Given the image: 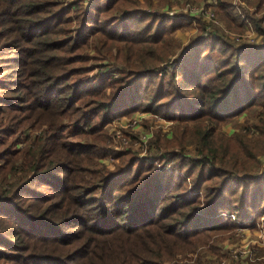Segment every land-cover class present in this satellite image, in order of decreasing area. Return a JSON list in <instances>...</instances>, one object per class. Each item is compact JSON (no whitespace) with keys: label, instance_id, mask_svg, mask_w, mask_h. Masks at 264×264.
<instances>
[{"label":"trees","instance_id":"16d2710c","mask_svg":"<svg viewBox=\"0 0 264 264\" xmlns=\"http://www.w3.org/2000/svg\"><path fill=\"white\" fill-rule=\"evenodd\" d=\"M242 1L258 41L210 26L217 68L192 55L197 37L188 75L174 80L154 74L177 55V27L163 17L155 34L148 22L122 24L149 15L141 9L160 5L152 0H0V261L190 264L186 254L222 241L234 218L264 213V0ZM214 15L244 29L225 0ZM126 99L173 121L146 139L143 158L106 144L112 115L134 111ZM241 117L232 133L222 130ZM108 158L122 167L111 170ZM208 248L225 264L221 248Z\"/></svg>","mask_w":264,"mask_h":264},{"label":"rangeland","instance_id":"374dc122","mask_svg":"<svg viewBox=\"0 0 264 264\" xmlns=\"http://www.w3.org/2000/svg\"><path fill=\"white\" fill-rule=\"evenodd\" d=\"M86 1L88 5H94V2H97V0ZM168 1L171 6L167 9L166 7H163L162 0H152L153 6L154 4L160 5L149 9L146 8L145 10L144 8L141 9L145 15H149L140 16V18H128L126 21L122 22V24L127 23V25L130 27L136 26L138 24L137 27L140 28L148 22V26L154 25L153 29L150 31L151 34H155L157 31V25L159 22H162L159 17L165 18L163 22L165 23L166 29H170V27H177L174 31V37L180 40L181 45L180 48L175 50V52L177 51L178 53V50L181 49L180 53L184 55L174 65H163L162 67H164L163 70L165 72H163L162 75L159 72H156V74H154L155 78H164L172 75L174 80H176L181 78V76L184 77L188 75L187 70L189 69L188 66L191 65V61L189 60V55L185 57V54L187 53V48L193 44V41L197 39V37L203 40L199 41L198 45L194 47L193 51L191 52L192 55L198 56L201 53L203 66L209 65L210 69L217 68L216 64L220 59L219 50L221 49V45L216 44L213 51H208V45L211 42L209 38L211 36L209 37V35L206 33L210 31V26H214L220 32H224L234 39L241 37L245 38L244 41L247 39L250 41L252 38L253 40L258 41V39L254 37V34H250L254 28L253 24L250 22L248 23L242 20L244 22V29L240 31L225 29L222 21H220L214 15V7L218 4L219 0H210V2L213 3L209 9L204 8L205 4H208L209 0L204 3L200 2L199 0ZM214 1L216 2L214 3ZM225 1L231 4L235 16L239 17L241 15H245V10L247 8L242 0L240 1L243 3V5L240 4L238 8L233 6V2H236V0ZM202 7L203 9L201 10ZM195 19H199L202 23L208 26V29L205 33H201L197 30L198 27ZM143 80L147 81L148 79ZM138 82L139 86L137 87V90L140 92V94H142L144 82L141 80ZM134 91L135 89H133L131 93ZM231 99L234 98L231 97ZM126 100L127 106L134 105V111H131L126 115H118L116 111L115 115H112L106 127L103 128V133H105L107 138L106 144L115 153L128 151L130 148L134 151L135 148V150L139 151L140 155L138 157L143 158L146 150V139L152 137V135L156 134L157 132H160L161 135H165L172 127L173 121L160 117L158 114L141 111V109L134 103V99L133 101H129L130 99ZM245 120V117L228 120L222 125V130L226 133H232L237 128L238 124L241 125ZM135 137L137 138V141L134 140L131 147L129 142H131ZM140 140H143L142 143H140ZM108 160H106L105 163L110 166L111 170H117L121 168L122 162L124 161L123 158H108ZM154 165L158 169H163L162 171L165 170L167 173H173L177 176H183L186 178L183 171L173 169L169 164L165 165V169L162 167L163 165L158 163V161L154 162ZM217 216L229 218L230 214L220 212L217 214ZM233 222L235 226L227 232H223L221 234L223 239L222 241L210 242L208 243V246L199 247L194 250L193 253L186 254L187 258L190 259L188 263L193 264L196 259L199 258V256H202V262L206 260L204 264L209 262H211V264L216 263V255L219 253V251H210L208 248L213 243L215 244L216 248H221V252L224 253L225 261L223 260V262H225V264H246L247 262H254L256 260H261L264 262V252L260 253V250H264V213L253 211L251 216H249L247 219L242 220L234 218ZM180 258L183 260V262L185 261V258L182 255ZM0 264L4 263L0 261Z\"/></svg>","mask_w":264,"mask_h":264},{"label":"built area","instance_id":"2783aa9c","mask_svg":"<svg viewBox=\"0 0 264 264\" xmlns=\"http://www.w3.org/2000/svg\"><path fill=\"white\" fill-rule=\"evenodd\" d=\"M209 2H210V0H209ZM216 1H214V3H215ZM211 3V2H210ZM213 3V2H212ZM211 3V4H212ZM240 4H242L243 5V3H241V1L240 0H236V2H233V6L234 7H236V8H238V6L240 5ZM245 4V3H244ZM246 6V5H245ZM244 8V7H243ZM203 9V7L201 8V10ZM200 10V11H201ZM241 18L243 19V20H245L246 22H247V20H246V18L243 16V15H241ZM181 52V50L180 51H178V53H177V55L173 58V59H171V62L169 63V64H164V63H162L161 64V66H160V71H159V73L162 75V73L163 72H165L163 69H164V67H162L163 65H174L177 61H179L180 59H181V57L183 56L182 55V53H180ZM230 218H234L232 215H230Z\"/></svg>","mask_w":264,"mask_h":264},{"label":"crops","instance_id":"0c3cea01","mask_svg":"<svg viewBox=\"0 0 264 264\" xmlns=\"http://www.w3.org/2000/svg\"><path fill=\"white\" fill-rule=\"evenodd\" d=\"M249 10H250V9H249ZM243 16H244L245 18H247L246 15H243ZM239 18H240L241 20H243V19L241 18V16H239ZM243 21H245V20H243ZM245 22H246V21H245ZM247 22H248V23L250 22L248 18H247ZM252 31H253V30H252ZM252 31H251V32H252ZM183 55H184V54H183Z\"/></svg>","mask_w":264,"mask_h":264}]
</instances>
